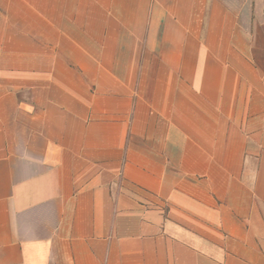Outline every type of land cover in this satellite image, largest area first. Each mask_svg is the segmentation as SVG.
<instances>
[{
	"label": "crops",
	"instance_id": "0c3cea01",
	"mask_svg": "<svg viewBox=\"0 0 264 264\" xmlns=\"http://www.w3.org/2000/svg\"><path fill=\"white\" fill-rule=\"evenodd\" d=\"M0 264H264V0H0Z\"/></svg>",
	"mask_w": 264,
	"mask_h": 264
}]
</instances>
